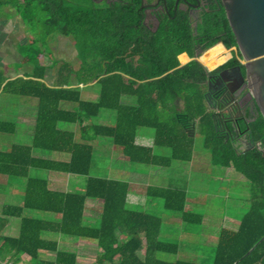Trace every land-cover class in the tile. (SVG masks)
I'll use <instances>...</instances> for the list:
<instances>
[{
	"label": "trees",
	"instance_id": "obj_1",
	"mask_svg": "<svg viewBox=\"0 0 264 264\" xmlns=\"http://www.w3.org/2000/svg\"><path fill=\"white\" fill-rule=\"evenodd\" d=\"M83 1L0 0V7L11 6L33 37L24 50L31 78L8 81L1 88L4 79L0 76V94L37 102L29 143L17 139L0 147V175L25 180L21 205L5 204L0 212V233L10 218L19 220L17 236H0V260L18 263L25 255L26 264H80L74 250L59 246L58 238L64 236L95 243L98 252L91 264H264V239L255 246L264 236V196L249 200L236 230L219 231L209 262L166 260L160 253L177 256L179 246L161 238V218L132 207L127 182L89 175L93 161L90 142L95 138L109 139L132 164L167 167L172 161H191L194 137L201 134L214 165L232 168L264 194V156L256 149L235 152L217 134L194 92L195 83L205 78L203 68L194 61L178 67L179 54L192 56L186 22L166 19L151 33L141 25L135 0L110 5H86ZM199 31L204 36V50L219 42L225 48L235 46L223 9L206 14ZM58 35L73 40L80 64L76 69L60 64L57 74L61 79L56 76L57 83L48 87L40 81L47 67L40 65L46 52L39 45L48 46L47 41ZM139 42L149 45L139 48ZM137 54L141 57L139 68L133 61ZM71 80L77 86L94 82L96 100L81 99L80 88L72 87ZM176 100L188 122L199 118L195 136L187 134L176 118ZM101 110L109 111L111 124H93ZM64 125L77 126V130ZM142 127L155 130L151 144L145 138L139 142L137 131ZM15 131V121L0 120V134L13 135ZM251 132L254 141H264L262 117L251 124ZM153 147L167 148L169 155H155ZM35 150L56 158L36 157ZM34 170L87 179L81 193L55 191L47 179L33 174ZM143 195L162 200L164 209L185 225L202 223L201 214L187 210V194L182 189L146 186ZM87 199L100 202L97 225L85 219ZM142 247L143 256H139ZM40 253H52V258H41Z\"/></svg>",
	"mask_w": 264,
	"mask_h": 264
},
{
	"label": "rangeland",
	"instance_id": "obj_2",
	"mask_svg": "<svg viewBox=\"0 0 264 264\" xmlns=\"http://www.w3.org/2000/svg\"><path fill=\"white\" fill-rule=\"evenodd\" d=\"M70 1L71 3H78L79 0ZM83 4L98 5L93 4L91 0H85ZM47 43H49L48 46H46L47 44L39 46L43 52L48 54L45 59L48 66L50 63H57V68L60 64L67 63L74 69L79 67L80 63L72 39L62 38L60 41L59 37L55 36L53 40L47 41ZM56 75L58 79H61V77L56 72L55 81L57 83ZM71 83L72 87H79L76 81L71 80ZM79 88L84 101L94 102L96 100L98 95L97 86L85 85ZM18 101H20V97L9 96L5 101L7 102L5 109L10 114L15 113L17 108L19 109L23 104ZM108 112L107 110H101L100 115L92 120L93 124H111L113 121ZM64 127L77 130V126L74 127V125H64ZM20 129L21 133L17 134L18 137H13L16 134H0V147L2 145L7 146L8 143H15L17 139L21 143H28L27 141L23 142L21 139L26 135L22 126ZM137 133L140 139L139 142L144 138L148 140L149 144L154 141L155 130L153 128L142 127ZM90 144L93 147V161L89 175L127 182L131 195H136L129 198L132 207L150 211V213L161 218V238L169 242H176L179 246L177 256L160 253L166 260L183 259L196 263L209 262L216 246L219 231L223 228L236 230L249 208V200L254 197L252 195L259 193L234 170L216 166L210 161L207 147L204 145V136L201 134L194 137L191 161H172L167 167L132 164L124 158L121 149L113 146L111 141L106 138H95ZM153 152L155 155H169V149L167 148L153 147ZM33 174L48 180L45 172L34 170ZM68 176L71 178L69 184H59L55 187H59L58 189L61 190L67 188L69 191L81 193L87 176ZM61 181L65 182L66 177L61 176ZM24 183V178L20 177L7 178V182H0V204L11 198H13L10 200L12 203L18 204L22 200ZM146 186L184 190L187 194L186 208L202 215L201 225H185L181 223L177 215L164 209L162 200L151 199V201L145 198L143 194ZM7 197L8 199H6ZM99 212L100 202L87 199L86 221L90 222L91 225H97ZM8 229L11 234L17 231L16 234L18 235L19 220L13 218ZM58 239L61 248L77 251L79 263L91 264L94 261L98 252L95 243L64 236H59ZM143 252L142 247L138 252L139 256H143Z\"/></svg>",
	"mask_w": 264,
	"mask_h": 264
},
{
	"label": "flooded vegetation",
	"instance_id": "obj_3",
	"mask_svg": "<svg viewBox=\"0 0 264 264\" xmlns=\"http://www.w3.org/2000/svg\"><path fill=\"white\" fill-rule=\"evenodd\" d=\"M91 1L98 5L123 2V0ZM135 1L138 2V8L141 11L140 22L145 31L154 33L160 23L166 19L181 18V21L186 22L192 39V56L186 52L179 54L177 56L178 67L194 61L203 68L205 78L195 83L194 92H196L195 96L202 105L204 112L210 115L215 131L219 136L224 137L225 141L229 142L236 152L251 150L253 144L260 142L263 151H258L255 146L253 149L264 156V141H254L251 132V124L263 116L249 86L244 60L236 46L225 48L224 52L215 59V53L222 52L220 47L218 49L214 47L208 52L204 50L205 40L199 29L206 14L215 10L220 11V9L224 11L221 0ZM147 45H149L148 42H139V48ZM180 57L185 58L184 63L180 61ZM140 60L139 54L134 56L133 61L136 68L141 67ZM206 68L211 70L207 72ZM174 104L176 105L175 115L182 129L187 134L195 136L199 118L193 122H188L187 115L183 112L179 100H176ZM226 120H230L234 127L227 124L229 129H226L223 125ZM192 123H194V127H191ZM252 196H264V194L258 193Z\"/></svg>",
	"mask_w": 264,
	"mask_h": 264
},
{
	"label": "crops",
	"instance_id": "obj_4",
	"mask_svg": "<svg viewBox=\"0 0 264 264\" xmlns=\"http://www.w3.org/2000/svg\"><path fill=\"white\" fill-rule=\"evenodd\" d=\"M57 37H59L60 41L62 38H64L60 35H58ZM31 39H33V37L30 34L28 27L21 20V18L15 12V10L11 6L0 7V76L4 79L1 85V88L8 81H12L17 78H22L23 80H28L31 78L29 77L31 73V65L27 62L26 60L27 57L24 54V50L28 48L31 42ZM64 39H67V38H64ZM214 47H220L222 50V52L215 53L216 57L224 52V48L219 44L209 48L207 51H209L210 49ZM47 56L48 54L45 53L39 60L40 65L47 67V69L44 72V77L40 81H42L46 86L52 87L54 86V84H56L55 74L58 71L57 69L58 67L56 68V65L52 66V63H50V65L48 66L47 63L45 62V59ZM180 61L185 62V58L181 57ZM93 84L89 83L86 86H89V85L92 86ZM79 87H83V85H79ZM9 96L10 95L8 94H0V120L15 121L16 122V131H15L16 136L18 133H21L20 128L22 126V128L24 129L23 131L25 132L26 136L21 139L23 140V142L27 141L29 143L30 138L32 136L34 117L36 113V104H37L36 99L29 98V97H20V101L18 102L20 104L21 103L23 104H21V107L19 109L17 108V111H15V113L10 114L8 110L5 109L6 103H7L5 101H7ZM81 99H82V96H81ZM62 106L63 108L67 107L64 104ZM19 124L21 125L19 126ZM68 130H71V129H68ZM72 130L74 131V128ZM7 146H10V145H7ZM34 155L36 157H42V158H50V156L51 158H56V156H54L53 154L49 155L47 153H43L38 150H35ZM228 169H232V168H228ZM61 176L66 177L65 182L61 181ZM4 177L6 176L0 175V182L2 181L7 182V177L5 178V180H4ZM47 178H48L47 180L48 186L51 190L69 192V189L67 188L61 190V189H58L59 187L57 188L55 187L56 185H59V184L66 185L70 183L69 180L71 178L67 174L50 172L47 174ZM129 194H130L129 197L136 196V195L134 196L133 194L131 195L130 192ZM6 199H8V197ZM11 199H9L8 201L5 200L4 202L0 204V212H1L2 206H4L5 204L20 206L22 203V200H21L18 204H14L10 201ZM12 219L13 218L9 219L7 226L3 230V233H0V236L1 235L11 236V237L17 236L16 234L17 231L11 234L10 233L11 231H9L8 229ZM60 240H65V239H60ZM59 246L61 245L59 244ZM75 252L77 254V251ZM51 255L52 253H40L41 258H44V259H51L52 258L50 257ZM0 261L1 262L3 261L12 262L8 259L6 260L4 259ZM26 262H27V257L25 255H22L20 262L18 263L12 262V264H26ZM77 262H78V256H77ZM80 264H83V263H80Z\"/></svg>",
	"mask_w": 264,
	"mask_h": 264
},
{
	"label": "water",
	"instance_id": "obj_5",
	"mask_svg": "<svg viewBox=\"0 0 264 264\" xmlns=\"http://www.w3.org/2000/svg\"><path fill=\"white\" fill-rule=\"evenodd\" d=\"M221 2L236 49L245 62L246 75L253 97L264 119V0H221ZM217 44L225 49L221 42ZM206 70L209 72L211 69L206 68ZM227 124L234 127L230 120H226L223 124L226 129H229ZM191 127H194V123ZM237 127H239L238 124ZM254 146L258 151H263L260 142L253 144L250 149ZM245 151L247 150L240 152ZM263 239L264 236L255 246ZM255 246L245 255H248Z\"/></svg>",
	"mask_w": 264,
	"mask_h": 264
},
{
	"label": "built area",
	"instance_id": "obj_6",
	"mask_svg": "<svg viewBox=\"0 0 264 264\" xmlns=\"http://www.w3.org/2000/svg\"><path fill=\"white\" fill-rule=\"evenodd\" d=\"M0 264H12V262H9V261H3V262H1L0 261Z\"/></svg>",
	"mask_w": 264,
	"mask_h": 264
},
{
	"label": "bare ground",
	"instance_id": "obj_7",
	"mask_svg": "<svg viewBox=\"0 0 264 264\" xmlns=\"http://www.w3.org/2000/svg\"><path fill=\"white\" fill-rule=\"evenodd\" d=\"M217 45H218V44H217ZM219 45H220V44H219ZM215 57H216V56L214 55V59H215Z\"/></svg>",
	"mask_w": 264,
	"mask_h": 264
}]
</instances>
